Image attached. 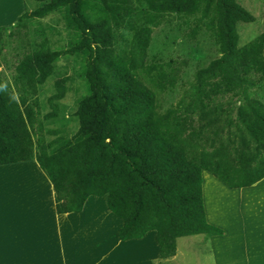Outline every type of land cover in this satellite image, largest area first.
<instances>
[{"label":"trees","instance_id":"1","mask_svg":"<svg viewBox=\"0 0 264 264\" xmlns=\"http://www.w3.org/2000/svg\"><path fill=\"white\" fill-rule=\"evenodd\" d=\"M35 1L15 25L0 28V67L13 36L26 49L7 68L11 80L0 71V165L35 159L60 215L107 196L123 220L119 239L155 231L160 260L177 255L180 238L224 235L206 219L202 171L230 188L264 179V33L239 47L237 32L254 16L238 0ZM50 16L68 33L66 49L52 46L56 29L43 22ZM173 17L189 25V40L211 37L219 57L199 66L163 109L160 95L177 88L179 69L148 52L154 30ZM61 57L79 65L86 87L70 135L44 124L73 90ZM50 80L51 111L43 114Z\"/></svg>","mask_w":264,"mask_h":264},{"label":"crops","instance_id":"2","mask_svg":"<svg viewBox=\"0 0 264 264\" xmlns=\"http://www.w3.org/2000/svg\"><path fill=\"white\" fill-rule=\"evenodd\" d=\"M12 1L15 5L16 1ZM5 8L0 11V23L17 21L23 13ZM5 12L12 16H5ZM1 27L4 25L0 24ZM33 162L41 173L22 174L15 180L23 188L16 191L20 200L16 192L12 198L5 195L7 176L0 175V264H74V233L80 239L84 235L97 238V242H92L100 251L111 249L120 256L142 259L160 257L155 231L143 239L120 241L123 220L108 209L107 196L89 197L81 213L58 214L53 186L37 161L21 163L32 167ZM6 165H0V172ZM261 186L264 179L247 189L230 188L208 171L203 172L206 219L224 231L222 236L207 238L211 264H264V206L259 204L260 200L264 202V189ZM29 197L37 203H32ZM100 211L107 219L99 221L96 214ZM114 238L124 245L123 250L117 248ZM135 241L140 244L132 247L130 244Z\"/></svg>","mask_w":264,"mask_h":264},{"label":"rangeland","instance_id":"3","mask_svg":"<svg viewBox=\"0 0 264 264\" xmlns=\"http://www.w3.org/2000/svg\"><path fill=\"white\" fill-rule=\"evenodd\" d=\"M14 1H16V4L12 5V0H0V11L3 10V7H6L5 9L13 11L16 9L15 11L19 10L24 13V11L35 9L37 6L35 0ZM238 2L255 18L251 23H239L237 25V32L239 35L238 44L239 47H243L264 33V0H238ZM5 16L11 17L12 15L6 14L5 12ZM16 22V19L14 21L12 19L11 22H1L0 24L4 25L2 28H5L6 26L11 27L15 25ZM43 22L48 27L53 26L56 29L54 32L55 34L50 36L52 46L58 49H66L69 36L62 22L55 16H50L44 19ZM189 29V25L183 20L173 17L159 28H156L153 33L152 43L148 52L149 58H153L155 57L154 55H157L179 69V82L177 88L172 92L160 95L163 101V109H167L180 99L186 84L193 80L194 72L199 66H205L210 61L219 57L217 48L211 37L206 34L199 37L196 41L189 40L186 37V33ZM10 41H12V45L8 46L1 55L2 66L0 67V71L4 70L6 76L11 80L13 71L7 68L9 67L13 70L26 49H24L23 44H21L16 35L13 36ZM58 64L60 72L67 73V75L74 77L73 90L67 94L63 101L58 103V116L50 121L44 122V124L49 130H61L63 133L66 132L70 135L78 127L77 119L73 117L76 110V100L86 93V87L79 76V65L74 60L61 57ZM53 82L54 80H50L47 83L40 97L44 107L43 114L51 111L49 105H47V100L54 92ZM62 129H64V131ZM30 167V165L26 164L14 168L4 167L6 169H3L0 175L11 173L13 169V173L23 172V174H34L32 173L34 169H32V167L29 169ZM203 172L204 171H202V180ZM13 173L6 177L7 187L6 189L3 188L5 195H8L9 198H12L16 191L23 190V188L19 186V182L15 181L18 179L19 174L15 175ZM262 188L264 189V186L260 187V189ZM16 194L18 196L17 199L20 200L18 192H16ZM209 196L210 194L207 196V200ZM27 199L31 200L32 203H37L35 198L29 197ZM94 202L97 203V201ZM260 203H262L261 206H264L262 200L259 201V204ZM87 204L85 203L83 211H85ZM45 207L48 208V204H45ZM101 211L99 214H96L97 216L99 215V221L103 220V217H107L101 214ZM207 238L209 237L204 234L180 238L177 244V255L169 260H160L158 257L142 259L131 256L127 257L126 255L120 256L119 253L111 249L100 251L92 242V240L97 242V238L95 240L89 238L88 235H84V237L80 239L74 233V264H211L209 258V241ZM113 240L116 241L117 248L123 250L124 245L120 244L117 238ZM83 242H85L84 245L82 244ZM139 244L140 243L135 241L130 245H132V247H137Z\"/></svg>","mask_w":264,"mask_h":264},{"label":"bare ground","instance_id":"4","mask_svg":"<svg viewBox=\"0 0 264 264\" xmlns=\"http://www.w3.org/2000/svg\"><path fill=\"white\" fill-rule=\"evenodd\" d=\"M23 164H25V163H15V164H10V165H6L7 167L6 168H14V167H16V166H22ZM33 164L34 165H32V169H34V171H32V173H34V172H36V173H38V174H40L41 172L40 171H38L37 170V168H36V165H35V163L33 162ZM29 169H31V167L29 168ZM12 170V169H11ZM13 171H14V169L11 171V173H13ZM11 173H8V174H2V175H4V176H8V175H10ZM13 174H15V175H18L19 174V176H18V179L19 178H21L23 175V172H18V173H13ZM19 182V181H18ZM99 202V201H98ZM98 204V203H97ZM93 208V207H92ZM104 219H107V217H103V220Z\"/></svg>","mask_w":264,"mask_h":264},{"label":"clouds","instance_id":"5","mask_svg":"<svg viewBox=\"0 0 264 264\" xmlns=\"http://www.w3.org/2000/svg\"><path fill=\"white\" fill-rule=\"evenodd\" d=\"M32 161V160H31ZM41 169V168H40ZM45 174V173H44ZM105 197V196H104ZM118 217V216H117ZM119 218V217H118Z\"/></svg>","mask_w":264,"mask_h":264}]
</instances>
